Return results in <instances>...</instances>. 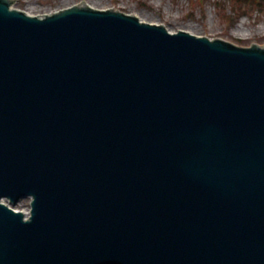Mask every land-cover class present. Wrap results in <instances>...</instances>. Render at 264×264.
<instances>
[{"label": "water", "instance_id": "water-1", "mask_svg": "<svg viewBox=\"0 0 264 264\" xmlns=\"http://www.w3.org/2000/svg\"><path fill=\"white\" fill-rule=\"evenodd\" d=\"M14 2L0 264H264V47ZM26 197L28 218L11 207Z\"/></svg>", "mask_w": 264, "mask_h": 264}, {"label": "rangeland", "instance_id": "rangeland-1", "mask_svg": "<svg viewBox=\"0 0 264 264\" xmlns=\"http://www.w3.org/2000/svg\"><path fill=\"white\" fill-rule=\"evenodd\" d=\"M83 1L162 23L171 32L185 30L242 46L264 45V0H15L13 7L43 15ZM14 208L30 212L31 198L21 199Z\"/></svg>", "mask_w": 264, "mask_h": 264}, {"label": "bare ground", "instance_id": "bare-ground-1", "mask_svg": "<svg viewBox=\"0 0 264 264\" xmlns=\"http://www.w3.org/2000/svg\"><path fill=\"white\" fill-rule=\"evenodd\" d=\"M264 25V24H263ZM29 211L27 210L26 212H25V214L27 215V213H28Z\"/></svg>", "mask_w": 264, "mask_h": 264}]
</instances>
